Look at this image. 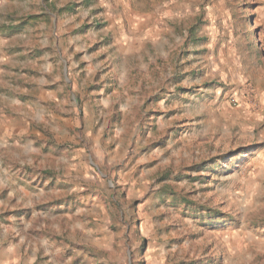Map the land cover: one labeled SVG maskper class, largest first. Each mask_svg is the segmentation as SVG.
Returning <instances> with one entry per match:
<instances>
[{
  "label": "rangeland",
  "instance_id": "374dc122",
  "mask_svg": "<svg viewBox=\"0 0 264 264\" xmlns=\"http://www.w3.org/2000/svg\"><path fill=\"white\" fill-rule=\"evenodd\" d=\"M0 264H264V0H0Z\"/></svg>",
  "mask_w": 264,
  "mask_h": 264
}]
</instances>
